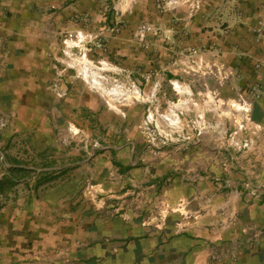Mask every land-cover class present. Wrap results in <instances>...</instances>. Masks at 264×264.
Masks as SVG:
<instances>
[{"label": "crops", "instance_id": "0c3cea01", "mask_svg": "<svg viewBox=\"0 0 264 264\" xmlns=\"http://www.w3.org/2000/svg\"><path fill=\"white\" fill-rule=\"evenodd\" d=\"M94 1L0 0V112L16 115L0 132V264H264V195L63 142L47 64L67 16ZM246 10L263 17L238 42L242 71L264 84V0Z\"/></svg>", "mask_w": 264, "mask_h": 264}, {"label": "rangeland", "instance_id": "374dc122", "mask_svg": "<svg viewBox=\"0 0 264 264\" xmlns=\"http://www.w3.org/2000/svg\"><path fill=\"white\" fill-rule=\"evenodd\" d=\"M258 1L103 0L67 16L43 83L63 142L115 145L123 166L169 168L170 178L260 198L264 84L244 76L238 43L259 37L263 15L246 10Z\"/></svg>", "mask_w": 264, "mask_h": 264}, {"label": "built area", "instance_id": "2783aa9c", "mask_svg": "<svg viewBox=\"0 0 264 264\" xmlns=\"http://www.w3.org/2000/svg\"><path fill=\"white\" fill-rule=\"evenodd\" d=\"M147 30H149V28H147V27L142 28L141 29V35L142 36L146 35ZM6 118L7 117H5V116L0 117V128H5L7 126L8 119H6Z\"/></svg>", "mask_w": 264, "mask_h": 264}, {"label": "bare ground", "instance_id": "6f19581e", "mask_svg": "<svg viewBox=\"0 0 264 264\" xmlns=\"http://www.w3.org/2000/svg\"><path fill=\"white\" fill-rule=\"evenodd\" d=\"M82 37V36H81ZM85 60L87 61V59L85 58ZM85 62V61H84ZM84 67H86V66H84ZM177 86L179 87V90L180 91H182V89H181V87L178 85V83H177ZM233 105H235V106H237V107H241L239 104H233Z\"/></svg>", "mask_w": 264, "mask_h": 264}]
</instances>
